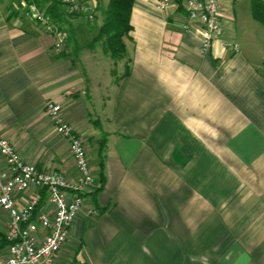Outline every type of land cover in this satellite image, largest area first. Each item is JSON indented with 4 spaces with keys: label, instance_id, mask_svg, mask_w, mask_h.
Returning a JSON list of instances; mask_svg holds the SVG:
<instances>
[{
    "label": "crops",
    "instance_id": "crops-1",
    "mask_svg": "<svg viewBox=\"0 0 264 264\" xmlns=\"http://www.w3.org/2000/svg\"><path fill=\"white\" fill-rule=\"evenodd\" d=\"M19 1L0 0V136L27 163L75 180L46 112L58 102L99 183L55 264H264V25L254 0L222 5V40L238 52L221 41L204 52L183 29L180 1L162 14L159 0H135L122 74L103 49L76 54L109 0H81L96 22L68 21L62 51ZM36 197L52 212L39 189L16 204ZM8 221L0 208L3 253Z\"/></svg>",
    "mask_w": 264,
    "mask_h": 264
},
{
    "label": "built area",
    "instance_id": "built-area-1",
    "mask_svg": "<svg viewBox=\"0 0 264 264\" xmlns=\"http://www.w3.org/2000/svg\"><path fill=\"white\" fill-rule=\"evenodd\" d=\"M75 21L94 23V8L81 0H56ZM180 1L188 20L185 31L195 30L201 38L203 51H210L221 41L223 47L234 52L239 47L222 40V5L225 0H159L157 10L165 14ZM17 10L53 35L55 49L65 47L67 32L40 8L34 0H20ZM47 116L58 135L64 137L75 162L77 178L43 170L23 160L14 144L0 136V208L9 216L6 231V252L0 251V264H55L72 228L85 205L86 198L98 187L87 149L79 134L66 120L63 107L58 102H49ZM31 189H39L47 195L52 212L38 211L39 197L30 200L23 208L16 204V195ZM41 229L46 231L41 236Z\"/></svg>",
    "mask_w": 264,
    "mask_h": 264
},
{
    "label": "trees",
    "instance_id": "trees-1",
    "mask_svg": "<svg viewBox=\"0 0 264 264\" xmlns=\"http://www.w3.org/2000/svg\"><path fill=\"white\" fill-rule=\"evenodd\" d=\"M34 1L40 8H45L46 13L64 30H66L67 22L73 20V17L65 12L63 5L56 0ZM134 4L135 0H109L107 8L102 13L103 23L92 42L93 48L102 44L103 51L110 54L113 60L120 61L126 58L127 48L124 37L132 31L131 16ZM253 15L264 25V2L262 0L253 1ZM128 74L129 69L127 68L126 75Z\"/></svg>",
    "mask_w": 264,
    "mask_h": 264
},
{
    "label": "rangeland",
    "instance_id": "rangeland-1",
    "mask_svg": "<svg viewBox=\"0 0 264 264\" xmlns=\"http://www.w3.org/2000/svg\"><path fill=\"white\" fill-rule=\"evenodd\" d=\"M101 22V21H100ZM101 24V23H100ZM98 26H100V25H98ZM93 33H90V35H87V39H82L81 40V42H77V44L75 45V47H77V51H76V54H82L83 52H86V51H88L89 49H92L93 47H92V42H93V40H94V38L97 36V30L96 31H92ZM96 50H100V51H102V44H98L97 46H96ZM81 56V55H80ZM82 60H84V59H82ZM124 60H126V59H123V61ZM123 61L122 60H120V61H117V64L119 63L120 65H122V66H120V68H118L117 67V74H122L123 72H124V63H123ZM84 64V63H86V62H81L80 63V65L81 64ZM86 66V65H85ZM127 70V69H126Z\"/></svg>",
    "mask_w": 264,
    "mask_h": 264
}]
</instances>
